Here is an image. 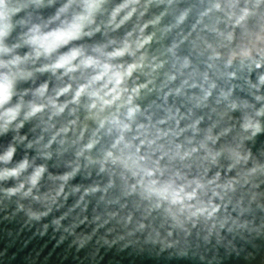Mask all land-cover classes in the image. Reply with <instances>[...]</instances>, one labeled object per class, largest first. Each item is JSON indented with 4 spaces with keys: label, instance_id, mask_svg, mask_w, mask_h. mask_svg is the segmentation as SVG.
I'll list each match as a JSON object with an SVG mask.
<instances>
[{
    "label": "clouds",
    "instance_id": "1",
    "mask_svg": "<svg viewBox=\"0 0 264 264\" xmlns=\"http://www.w3.org/2000/svg\"><path fill=\"white\" fill-rule=\"evenodd\" d=\"M0 225V264H264V0H0Z\"/></svg>",
    "mask_w": 264,
    "mask_h": 264
},
{
    "label": "water",
    "instance_id": "2",
    "mask_svg": "<svg viewBox=\"0 0 264 264\" xmlns=\"http://www.w3.org/2000/svg\"><path fill=\"white\" fill-rule=\"evenodd\" d=\"M4 226L0 225V245L5 242V234L3 231ZM37 246H42L43 241H33ZM50 250V246H49ZM111 264H166L164 260H155L152 258L142 257V258H133L127 255H114L111 259ZM233 264H239L237 261H233Z\"/></svg>",
    "mask_w": 264,
    "mask_h": 264
}]
</instances>
